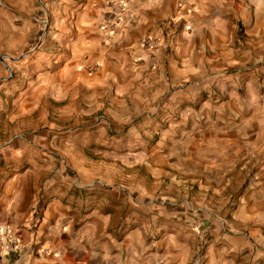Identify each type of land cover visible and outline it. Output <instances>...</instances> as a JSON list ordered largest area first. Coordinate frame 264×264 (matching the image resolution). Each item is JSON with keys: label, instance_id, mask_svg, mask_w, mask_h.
Segmentation results:
<instances>
[{"label": "crops", "instance_id": "0c3cea01", "mask_svg": "<svg viewBox=\"0 0 264 264\" xmlns=\"http://www.w3.org/2000/svg\"><path fill=\"white\" fill-rule=\"evenodd\" d=\"M34 3L0 0L6 49L31 32ZM62 3L51 31L62 46L47 63L54 71H36L23 99L33 112L51 98L45 132L60 134L61 161L14 162L1 184L0 227L19 244L2 251L0 264H264V0ZM147 37L157 49L140 45ZM148 81L170 92L164 106L202 104L200 126L168 129L178 135L167 161L178 168L166 177L174 189L164 191L143 174L141 156L121 154L119 138L107 145L126 131V117L141 114L126 99ZM187 164L212 171L202 183ZM194 186L202 188L196 198Z\"/></svg>", "mask_w": 264, "mask_h": 264}, {"label": "rangeland", "instance_id": "374dc122", "mask_svg": "<svg viewBox=\"0 0 264 264\" xmlns=\"http://www.w3.org/2000/svg\"><path fill=\"white\" fill-rule=\"evenodd\" d=\"M61 2L62 0H35L28 17L31 32L29 34L23 32L24 37L21 38L16 35L12 50L11 47L6 49L4 38L0 39V193L1 184L13 174L14 162L19 157L23 165H28L33 160L42 163L44 160L50 159L52 155L56 156L57 167L58 160L61 161L57 150L55 151V147L59 144L58 140L61 138L60 134L53 129L47 135L45 132V129L51 128L49 125L53 123L49 117L51 108L47 102L52 101L51 98L43 97L35 105L33 112H24L26 108L23 104V99L36 86L33 81L34 73L45 70L51 73L54 71L52 67H48L47 63L49 57L58 54L62 46L51 33V31L57 30L54 25L55 23L57 25L65 14L64 7L66 5L60 4ZM38 19L41 20L40 24L37 23ZM38 57H41V60L33 62ZM142 85L141 94L137 88L134 89V95L130 94L127 97L125 106L126 109H129L137 104L141 106V114L136 112L130 117H126L123 121L124 129H126L125 134L109 135L107 145H114L113 141L119 138L118 144L126 147L125 153L121 154L125 155L129 162H132L135 156H141L143 174L162 180L161 190L163 191L174 189L172 185H167L166 177L168 173L178 167H174L171 161H167V158L171 153L168 150L173 145L171 141L178 134L168 129L174 126L180 129L186 126L190 127V125L200 126L201 120L197 118L200 119L199 113L202 104L200 101V103L183 102L164 106L161 103L167 102L170 94V92L164 94L166 86L160 87V85L151 82L148 85L147 83ZM160 104L164 110L154 114L153 111L158 110L157 106ZM71 122H73V118L64 124L68 125ZM56 123L57 125L63 124L60 121ZM111 123H117V121L111 120ZM138 151L141 152L137 153ZM187 166L191 168L190 172L194 174L193 177L201 179L202 183L206 181L204 175L212 171L203 169L201 166L195 167L193 164H187ZM132 167L133 164L127 166L126 172ZM157 168L164 169L166 172L159 174ZM54 170L56 171L57 168ZM194 188L188 189V191L192 193L191 196L196 198L197 192L202 188H196V186ZM177 191L174 192L178 193ZM179 192L181 195L184 194L182 190ZM159 193L161 192L159 191ZM209 196L212 195L209 194ZM207 200L215 204L218 202L214 198ZM212 219L213 217L210 216V220Z\"/></svg>", "mask_w": 264, "mask_h": 264}, {"label": "built area", "instance_id": "2783aa9c", "mask_svg": "<svg viewBox=\"0 0 264 264\" xmlns=\"http://www.w3.org/2000/svg\"><path fill=\"white\" fill-rule=\"evenodd\" d=\"M116 26H117V23H112L108 27L105 28V31H108V29L113 30L114 28H116ZM140 45L144 48L155 50L158 48L159 42L155 38L147 37V38H143L140 41ZM195 227L199 229L200 224L198 222L195 223ZM18 244H19V238L16 236H13L11 234L10 229L7 226L0 227V255L4 249L8 247H15ZM50 252L51 250L48 248L42 249V253L44 254H49Z\"/></svg>", "mask_w": 264, "mask_h": 264}]
</instances>
